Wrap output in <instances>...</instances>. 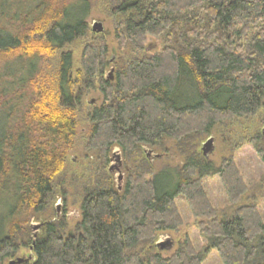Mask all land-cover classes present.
<instances>
[{
    "label": "trees",
    "instance_id": "16d2710c",
    "mask_svg": "<svg viewBox=\"0 0 264 264\" xmlns=\"http://www.w3.org/2000/svg\"><path fill=\"white\" fill-rule=\"evenodd\" d=\"M99 4L118 18L117 48L134 56L104 75L108 47L100 38L83 47L73 72L67 48L87 38L86 20ZM147 37L161 39V50L137 57ZM96 82L102 103L84 119L86 159L96 164L79 179L80 221L69 230L65 214L53 216L30 237V216L48 210L56 189L65 200L61 175L81 102ZM263 107L264 0H0V264L23 249L31 264H202L209 250L222 264H264L256 207L219 218L202 187L218 177L236 206L248 188L233 158L215 166L197 150L216 127L229 131ZM260 137L249 143L257 148ZM165 140L183 164L154 172L144 148L163 150ZM119 154L134 164L120 189L109 157ZM179 197L206 220L200 234L207 246L197 253L185 238L163 258L151 248L158 234L181 225Z\"/></svg>",
    "mask_w": 264,
    "mask_h": 264
},
{
    "label": "rangeland",
    "instance_id": "374dc122",
    "mask_svg": "<svg viewBox=\"0 0 264 264\" xmlns=\"http://www.w3.org/2000/svg\"><path fill=\"white\" fill-rule=\"evenodd\" d=\"M117 20L118 18H111L105 12L104 5L99 4L93 8L86 20L89 35L84 40L78 41L67 48L73 55V72L80 68L79 61L83 47L90 42L99 41L100 38L104 40L108 47L107 61L109 66L105 69L104 75L108 74L109 68H114L118 59L124 58V60H128L131 54L134 56L129 47L124 50L117 48L113 37L114 23ZM99 27H101V34H97L95 31L92 32V29L97 30ZM161 47V39L147 37L143 45V52L136 55L140 57L141 54H158ZM53 64L54 60L45 61L43 65V80L48 79V68ZM98 89L99 86L96 82L94 90L89 91L81 102L74 147L68 156L61 175V177H65L67 180L66 185L63 187V190L66 191L65 200L62 198L61 189H56L54 198L49 203L48 210L42 214L30 216V223L26 227V232L30 237L33 234L41 235L42 228L40 226L49 219H52L53 216L59 218L65 214L69 230H73L75 225L80 221L79 203L82 180L80 181L79 179L86 176L88 166L96 164L95 161L86 159L88 155L85 152L87 122L84 119L92 108H98L102 103V96ZM227 127H229V131L224 126L216 127L209 137H204L200 140L197 150L201 154L202 145L208 139H211L212 144L205 160L213 163L215 166H219L223 158L232 157L248 191L236 206H231L218 177L203 179L201 182L202 187L219 218L224 215H231L237 206L253 204L264 220V162L257 152L258 150L264 151V107L256 117L234 122L231 125H227ZM257 135L261 137L256 146L257 148H254L253 144L249 142ZM236 144L239 147L234 149ZM163 146V150L152 147L144 148V152L148 157V163L153 171L159 172L168 167H181L183 159L178 155L174 142L165 140ZM109 157L114 186L120 189L124 184L127 173L133 168L134 164L127 162L121 154L118 155V160L112 158L111 155ZM88 163L94 164L88 165ZM175 207L180 216L181 225L175 232L168 231L158 234L155 243H163L165 247L159 248L160 246H158L156 248V246H153L151 251L160 255V257H169L178 249L183 240L188 238L197 253L203 252L207 245L205 239L200 234V227L206 220L195 218L188 205L180 197L176 199ZM32 262V253L28 249H23L17 252L13 259L5 261V264H31ZM202 264H222V262L216 251L209 250Z\"/></svg>",
    "mask_w": 264,
    "mask_h": 264
},
{
    "label": "water",
    "instance_id": "95a60500",
    "mask_svg": "<svg viewBox=\"0 0 264 264\" xmlns=\"http://www.w3.org/2000/svg\"><path fill=\"white\" fill-rule=\"evenodd\" d=\"M96 29V28H95ZM93 30V29H92ZM97 33L101 32V27H99L97 30H93ZM211 144H212V140L211 139H208L203 145H202V149H201V152H202V155L204 157H206L210 147H211ZM160 246V248H163L164 247V244L163 243H159L158 244Z\"/></svg>",
    "mask_w": 264,
    "mask_h": 264
}]
</instances>
